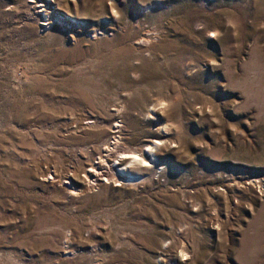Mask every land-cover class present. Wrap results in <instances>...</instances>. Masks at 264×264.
I'll use <instances>...</instances> for the list:
<instances>
[{"label": "rangeland", "instance_id": "obj_1", "mask_svg": "<svg viewBox=\"0 0 264 264\" xmlns=\"http://www.w3.org/2000/svg\"><path fill=\"white\" fill-rule=\"evenodd\" d=\"M0 264H264V0H0Z\"/></svg>", "mask_w": 264, "mask_h": 264}, {"label": "bare ground", "instance_id": "obj_2", "mask_svg": "<svg viewBox=\"0 0 264 264\" xmlns=\"http://www.w3.org/2000/svg\"><path fill=\"white\" fill-rule=\"evenodd\" d=\"M44 25V24H43ZM93 123V120H91V118H89L88 117V119H85V123H83L82 124V126H89L90 124L91 125H93L92 124ZM91 125H90V127H91ZM146 149L147 150H149V151H151V148H150V146H146ZM147 150H145V151H147ZM141 151V150H140ZM142 152V151H141ZM151 153V152H150ZM149 153V154H150ZM122 155V154H121ZM129 158H134V159H140V154H139V151H134V152H132L130 155H127V154H123V156H122V159H124V160H126V159H129ZM142 160V159H141ZM143 162L145 163V161L143 160ZM93 169H95L96 170V166L95 165H92L91 166ZM135 178V177H134ZM134 180H136V179H133V178H131V179H129V180H127L129 183H131V182H133ZM108 182V181H107ZM62 186H64L63 185V182H62Z\"/></svg>", "mask_w": 264, "mask_h": 264}]
</instances>
